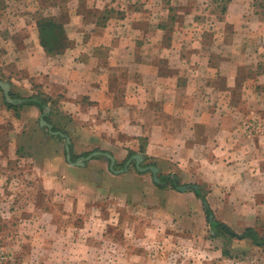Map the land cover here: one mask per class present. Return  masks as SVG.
Listing matches in <instances>:
<instances>
[{
  "label": "rangeland",
  "instance_id": "rangeland-1",
  "mask_svg": "<svg viewBox=\"0 0 264 264\" xmlns=\"http://www.w3.org/2000/svg\"><path fill=\"white\" fill-rule=\"evenodd\" d=\"M104 3L105 8L97 7ZM0 17V33L12 23L25 24L28 32L31 20L58 18L75 64L105 56L109 47L99 35L104 29L117 33L132 41L138 62L158 66L159 76L169 75V63L180 65V79L197 80L200 88L210 80L217 112L227 108L235 114L238 134L264 127V107L255 96L264 97V0H0ZM71 57L65 63L73 64ZM231 82L233 87L227 88ZM161 86L152 89V97L163 95ZM15 93L23 95L18 89ZM66 107L62 109L72 110ZM153 111L155 121L162 119L161 107L155 105ZM60 115L58 125L64 129L71 119L63 111ZM42 141L32 133L20 145L24 154L10 151L12 158L6 157V147L0 150V264H264V246L212 236L208 214L191 189L200 188L213 220L238 235L248 228L264 235V207L259 210L258 201L246 196L238 176L236 181L232 175L215 179L208 169L197 172L187 161L171 164L154 156L162 146L153 143L148 151L144 148L141 167H158L162 188L152 182L151 173H138L134 162L120 178L102 183V172L109 167L102 157L97 158L101 166L91 163L79 178L82 184L71 176L64 183L63 141L46 148ZM58 151L59 161H49ZM126 152L112 153L118 156L116 171L130 158ZM86 153L90 151L74 155ZM171 176L176 186L188 190L177 192Z\"/></svg>",
  "mask_w": 264,
  "mask_h": 264
},
{
  "label": "crops",
  "instance_id": "crops-1",
  "mask_svg": "<svg viewBox=\"0 0 264 264\" xmlns=\"http://www.w3.org/2000/svg\"><path fill=\"white\" fill-rule=\"evenodd\" d=\"M106 6V3L97 5L99 9ZM2 19L0 17V21ZM36 20H31L28 32L25 31V27L28 28L25 24L12 23L4 27V33H0V38L2 34L5 36L3 41L0 39V55L3 56L0 59V80L9 81L10 95L22 101L8 108L0 90V150L6 147V157L12 158L10 151H14L16 156H19L18 153L24 154V147L20 145H26L24 141L32 133L43 137L44 148L63 141L65 158L61 163L62 174L66 173L63 175L64 183L70 182L71 176L77 178L75 181L78 184H82L79 178L87 175L91 163L101 166L97 158L102 156L86 161L82 167L72 166L66 160L65 139L51 132H59L70 139L73 149L71 158L75 157L71 161L73 163L85 157L74 155L81 151H101L112 155L115 149L120 152L124 149L143 155L139 153L140 148L138 150L140 142L145 143L146 151L154 143L162 146L161 152L155 150L154 156H162L171 164L187 161L197 172L199 169L210 170H207L209 177L215 179L232 175L231 178L236 181L234 177L238 176L246 196L258 201L259 210L264 207V127L254 134H238L240 130L235 127V114L227 111V108L224 113L217 112V102L210 96H215L216 90L212 83L209 84L210 80L202 83L200 88L197 80L180 79L183 73L180 65L169 63V75L161 77L158 66L148 61H137L139 51L130 39H120L117 33L106 29L98 38L109 47L105 56L90 57L76 64L69 50L64 56H49L39 44ZM104 35L107 37L102 41ZM70 57L73 64L65 63ZM205 66L210 70L208 64L205 63ZM12 72L13 76L17 73L25 75L21 79L13 78ZM160 78L163 79V95L152 97V89L161 84ZM232 87V82L227 83V88ZM16 89L23 95H15ZM35 89L41 90L36 92ZM38 92H43L51 99L47 106L48 114L44 111L41 115L37 106L27 105L23 100ZM207 94L209 97L205 96ZM255 96L263 108L264 97ZM57 99L58 104L54 105L53 101ZM63 104L72 110L64 111ZM155 105L161 107L163 113L162 119H158L160 121H155L158 118L153 111ZM60 109L71 119L64 124V129L58 125V120L62 118ZM44 116H47L44 120L51 126L50 129L40 125V119ZM53 127L56 131L52 130ZM59 152L51 153L49 161H59ZM114 155L117 160L118 156ZM106 170H103L101 178L104 184L122 176L112 173L109 167ZM171 178L175 185L174 177Z\"/></svg>",
  "mask_w": 264,
  "mask_h": 264
},
{
  "label": "trees",
  "instance_id": "trees-1",
  "mask_svg": "<svg viewBox=\"0 0 264 264\" xmlns=\"http://www.w3.org/2000/svg\"><path fill=\"white\" fill-rule=\"evenodd\" d=\"M226 11V6L222 8V12ZM36 27L38 32L39 44L45 51V53L49 56H57L62 54L64 51L69 49V41L65 34V27L64 24L59 21L58 18L55 17H40L36 20ZM13 99L14 97L11 96ZM25 100V104L30 106H37L41 111H45V108L50 104L51 99L46 97L43 94L37 93L28 97ZM5 105L8 108H13V104H8L4 99ZM44 119H47V116H44ZM53 131H56V128L53 127ZM145 143L141 145L139 152L144 153ZM72 150V146L70 144V151ZM90 153H86L83 156H87ZM135 153L130 152V157ZM75 157L71 158L73 161ZM135 170L139 172L136 167ZM161 182L164 181L163 178L159 177ZM158 187L162 188L159 184ZM192 192L202 201L204 211L208 214V224L212 227V236L219 237V236H227L231 239H238V240H250L253 245L257 247L264 246V235L258 234L251 228L246 229L241 235L236 234L231 228H229L225 223L219 222L217 220H213L211 218L212 211L204 197L201 194L200 188L198 187L197 190H192Z\"/></svg>",
  "mask_w": 264,
  "mask_h": 264
},
{
  "label": "water",
  "instance_id": "water-1",
  "mask_svg": "<svg viewBox=\"0 0 264 264\" xmlns=\"http://www.w3.org/2000/svg\"><path fill=\"white\" fill-rule=\"evenodd\" d=\"M0 90L4 94V98H5V100H6V102L8 104H17V103H21L22 102L21 100H15V99H13L11 97V95H10L11 86H10V84L8 82H4V81L0 80ZM48 112H49V107H46L45 108V114H48ZM40 125H41V127L47 126L49 129L51 128V126L49 124H47V122L44 120L43 117L40 119ZM51 133L53 135H59V136H61V137H63L65 139L66 160L72 166L82 167V166L85 165L86 161H89V160L93 159L94 157L102 156V157H105L109 161V170L112 173H114V174H123V173L127 172L129 165L131 164L132 161H134L135 167H136V169L139 172H141V173L149 172L152 175V179H153L154 183H156V184H161L162 183L160 178H159V176H158V174H159V168L158 167H156L154 165L141 167V164L144 161V157L141 154L132 155L130 157V159L128 161H126V163L124 165V168L122 170H118V171H116L114 169L115 163H116V160H115L114 156L111 155L110 153H104V152H101V151L92 152L88 156L82 157V158H80L79 160H77L76 162L73 163V162H71V151H70L71 141H70V139L67 136H65L64 134H61L59 132H51ZM188 188H189L188 186H176L175 185V189L177 191L181 192V193L186 192L188 190ZM191 189L192 190H196L197 186H191Z\"/></svg>",
  "mask_w": 264,
  "mask_h": 264
}]
</instances>
